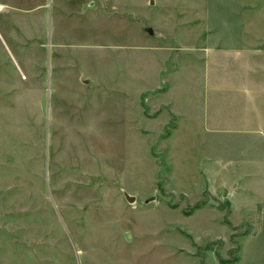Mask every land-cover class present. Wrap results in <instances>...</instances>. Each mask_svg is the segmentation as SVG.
<instances>
[{
    "label": "rangeland",
    "instance_id": "1",
    "mask_svg": "<svg viewBox=\"0 0 264 264\" xmlns=\"http://www.w3.org/2000/svg\"><path fill=\"white\" fill-rule=\"evenodd\" d=\"M7 1L0 264H237L264 204L205 138L264 135V0Z\"/></svg>",
    "mask_w": 264,
    "mask_h": 264
},
{
    "label": "crops",
    "instance_id": "2",
    "mask_svg": "<svg viewBox=\"0 0 264 264\" xmlns=\"http://www.w3.org/2000/svg\"><path fill=\"white\" fill-rule=\"evenodd\" d=\"M0 5L2 7V12L7 10L9 2L7 0H0ZM0 13V14H1ZM242 131H237L234 133L227 134V142L229 143H219L221 139V134L214 132L208 134L205 138V152L207 156V174L209 175V185L210 192L213 195H216L220 189L217 188V183L219 179V170L217 169L218 156L224 155V151H227V154H234L237 159V163L240 166L236 169L239 181L235 186L233 185L230 188V192L233 196L232 203L235 208L250 210L253 212L256 210L259 204H264V193L260 191L263 184L260 183V177H262L261 172V162L264 151V135L260 133H247L245 129ZM231 135V136H230ZM230 152V153H229ZM255 156L257 163L259 165L258 169L254 172H257V179L259 182H256L254 185L251 182H246L248 178L247 165L248 157ZM229 162H233L232 158H226ZM214 163V164H213ZM225 175V173H223ZM222 175V176H223ZM257 193H256V192ZM237 264H264V218L261 224L260 230L256 234L249 235L242 245L241 257Z\"/></svg>",
    "mask_w": 264,
    "mask_h": 264
},
{
    "label": "water",
    "instance_id": "3",
    "mask_svg": "<svg viewBox=\"0 0 264 264\" xmlns=\"http://www.w3.org/2000/svg\"><path fill=\"white\" fill-rule=\"evenodd\" d=\"M125 197H126L127 201L130 202V203H133L135 201V198H133V197L127 195V194L125 195ZM152 200L153 199H150L149 201H152Z\"/></svg>",
    "mask_w": 264,
    "mask_h": 264
},
{
    "label": "built area",
    "instance_id": "4",
    "mask_svg": "<svg viewBox=\"0 0 264 264\" xmlns=\"http://www.w3.org/2000/svg\"><path fill=\"white\" fill-rule=\"evenodd\" d=\"M1 11H2V7H1V5H0V13H1ZM262 216H263V218H264V210H262Z\"/></svg>",
    "mask_w": 264,
    "mask_h": 264
}]
</instances>
